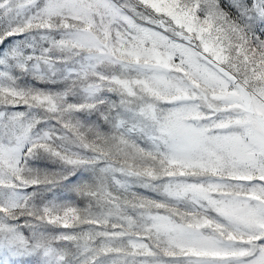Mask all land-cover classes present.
<instances>
[{"label": "snow or ice", "instance_id": "obj_1", "mask_svg": "<svg viewBox=\"0 0 264 264\" xmlns=\"http://www.w3.org/2000/svg\"><path fill=\"white\" fill-rule=\"evenodd\" d=\"M0 264H264V0H0Z\"/></svg>", "mask_w": 264, "mask_h": 264}]
</instances>
